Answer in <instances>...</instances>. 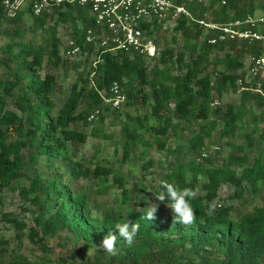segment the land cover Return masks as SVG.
Segmentation results:
<instances>
[{"label":"trees","instance_id":"16d2710c","mask_svg":"<svg viewBox=\"0 0 264 264\" xmlns=\"http://www.w3.org/2000/svg\"><path fill=\"white\" fill-rule=\"evenodd\" d=\"M180 2L192 19L181 17L165 25L155 22L147 27L143 25L157 49L154 57H144L85 43L86 30L94 26L87 5L66 2L34 16L29 2L26 9L7 18L0 0V25L7 22L15 27L0 31L7 37V42L0 46V66L6 65L12 72L0 80V193L23 177L28 159L35 162L36 158L45 157L49 162L66 163L73 179L105 183L109 178L110 184L97 188V192L104 195L116 187L121 192L120 201L127 203L131 190L125 173L98 161L86 165L69 155L71 145L86 143L89 136L112 140V135H106L92 124H104L105 114L115 113L117 118V109L123 105L134 110L147 107V110L141 114L138 110L125 112L119 122L122 141L115 143L114 151L121 150V163L129 161L140 147V168L146 173L154 165L146 149L155 146L165 154V162L174 160L159 179L161 191L160 182L168 181L178 190L193 191L201 186L204 192L189 198L196 223L183 226L173 223L172 213L165 218L156 213L154 220L147 221L143 218V208L125 212L108 208L101 215H92L88 193L72 191L63 172L55 170L45 178L27 176L29 185L21 188L20 195L41 210L34 216V226L3 215L17 230L15 237L20 241L27 229L29 242L45 248L48 237L65 232L64 238L72 237L96 246L88 264H264V200L238 217L231 215L230 205H219L213 215L206 214L209 205L219 199L223 185L233 186L235 196L245 186L253 191L264 188V129L258 127L264 122V111L255 116L248 104L253 100L256 106L264 108V97L249 90L238 91V80L245 79L249 68L244 58L264 55V42L226 40L210 44L208 40L216 36V31H207L196 22L205 15L217 23L243 20L254 16L256 11L263 12L264 0H230L218 7L217 0H205L204 4L196 0ZM25 21L29 22L33 35L39 32L42 42L32 45L23 40L21 25ZM59 25L70 35L68 39L79 45L77 54L65 55L68 39L60 52ZM168 26L181 35L182 50L159 47L157 34L166 31ZM1 53L6 56L2 57ZM69 60L75 77L67 96L57 107L53 98L57 76L51 72L42 74L41 70L45 63L68 67ZM11 63L15 64L14 68ZM210 66H213L211 71ZM113 83L118 84L124 95L118 108L106 101L113 96ZM236 91L239 92L237 104L222 103L226 95ZM10 101L13 108L8 106ZM245 116L249 117V126L244 124ZM78 124L90 126L89 132L76 128ZM214 131L226 139L230 149L220 166L214 165L212 157L218 153L219 146L211 154L207 151V141ZM241 134L244 143H236L234 139ZM177 135L178 139H186L183 148L171 144V138ZM182 153L199 157L182 161ZM203 153L206 156L201 159ZM250 153L254 155L250 157ZM97 155L96 150L92 159L96 160ZM136 189L135 184L133 190ZM126 220L140 224L131 246L115 227ZM109 233L117 236L114 255L100 246ZM0 264L32 262L22 254H11L9 241L0 239ZM52 264L76 262L61 256Z\"/></svg>","mask_w":264,"mask_h":264},{"label":"rangeland","instance_id":"374dc122","mask_svg":"<svg viewBox=\"0 0 264 264\" xmlns=\"http://www.w3.org/2000/svg\"><path fill=\"white\" fill-rule=\"evenodd\" d=\"M26 8V3H23L19 11ZM259 13V11H256L255 15ZM27 20H29V18H27ZM168 27L169 28L166 31L157 34L159 47L166 48L169 46L177 51L182 50L183 40L181 35L172 31V26ZM14 28L13 24L7 22H3L0 25V31H9V29L14 30ZM21 30L24 32L23 40L25 42H29L32 45H37L39 42H42L39 32L34 35L32 34L29 29L28 21H25L21 25ZM57 36L60 40L59 49L60 52H62L70 35L64 28L61 27V25H59L57 28ZM6 42L7 37L4 35L2 36L0 33V46ZM1 55L2 57L6 56L5 53H1ZM248 56L244 58L246 65L248 64ZM71 62L72 60H69L68 67L63 64L56 67L45 63L41 70L42 74L45 72H51L57 76V86L53 96L57 107L62 104L63 100L67 96L70 85L75 77V72L70 67ZM14 65V63L10 64L13 68ZM212 67L213 66H210L208 70L211 71L213 69ZM9 71L10 70H8L6 65H1L0 80H4L10 73H12ZM238 98L239 92L236 91L226 95V97L222 99V103L231 102L233 104H237ZM248 104L252 106L251 111H253L255 116H258L260 111H264V108L256 106L253 100H250ZM8 106L13 108L11 101ZM136 110H138L141 114L147 110V107H136L134 110L129 109L126 105H123L121 108L117 109L119 112L117 118L114 117L115 113H111L109 115L105 114L106 119L104 124L96 122L92 124L94 127L96 126L101 129V131L106 135H112V140H106L102 137L96 138L89 136L86 143L71 145L69 151V155L73 160L82 161L86 165H92L95 161H98L101 164L113 165L114 168H118L121 172L125 173L127 176V186L131 190V196L128 202L123 204L120 201L121 192L116 187L108 190L104 195H100L97 192V188L103 187L104 184H110L111 180L109 178L105 183L94 179H73L71 178L69 167L63 161L56 160L49 162L45 159V157L36 158L35 162L28 159L27 162H25L23 177L14 182L10 188L5 189L2 193H0V239H7L9 241V250L11 251V254H22L23 256H26L32 264H52L54 260H57L61 256L67 257L68 260L74 261L76 264H88V261H91L96 248V246L91 247L84 244L81 240H74L72 237L64 238L65 232H61L58 236L48 237L45 240V248L29 242L26 237L28 231L27 229L23 231L24 236L21 241L20 238L15 237L17 230L14 228L13 224L9 223L3 217V215L5 216L8 214L9 218L15 217L23 220L28 226H34V216L41 212L40 209H37V207L29 204L28 200H24V198L20 195L21 188L29 185V179L27 176L32 177L33 175H39L45 178L46 176H50L55 170L63 172L65 175V181L69 182V188L72 191L88 193L89 206L92 215H101L103 211L108 208L115 211L120 210L122 212L135 208H143L146 210L149 206V202L159 204L157 214L161 218H165L168 214H171V210L166 206L167 200L165 202H159L156 200L155 195L161 192L159 189L160 177L167 172L169 166H171L174 160L170 158L167 163L163 160L165 156L163 152L158 151L155 146L148 147L146 151L148 156L154 160V165L146 173H143L140 168L141 162L138 159V155L141 150L140 147L134 151L130 160L125 164L121 163V150L117 149L118 151H114L115 143L122 141L119 122L124 119L123 116L125 112H134ZM244 119V124L249 126V117L245 116ZM258 127L264 129V122L259 123ZM76 128L86 131L87 133L90 130V126L86 127L81 124L76 125ZM171 134L172 133L170 132L169 135ZM177 134L179 135V133ZM185 134L187 136V131H185ZM178 135L175 138H171V140H173L171 144L172 146L177 145L183 148V146L186 145V139H178ZM225 141L226 139L220 138L218 131H214L213 137L207 141L208 154H211L214 151L215 146H219L220 148L217 154H212L213 163L216 166H220L223 160L226 159V156L230 153V149L225 144ZM234 141L242 144L245 140L241 134V136L239 135L234 139ZM96 150L98 151V155L96 160H93L92 154ZM253 155L254 153H250V157ZM181 156V160L186 161L193 155L190 153H182ZM193 157H199V155H195ZM200 158L203 159V156ZM51 164L53 165L51 166ZM135 184L137 185V189L133 190ZM234 190L235 188L231 185H223L219 191V199L213 203L217 205V207L219 205L232 206L231 215L233 217H238L244 212L251 211L254 207L261 205L264 200V188L262 187L253 191L250 187L245 186L239 196L234 195ZM193 192L195 195L204 194L201 186H198L193 190Z\"/></svg>","mask_w":264,"mask_h":264},{"label":"built area","instance_id":"2783aa9c","mask_svg":"<svg viewBox=\"0 0 264 264\" xmlns=\"http://www.w3.org/2000/svg\"><path fill=\"white\" fill-rule=\"evenodd\" d=\"M204 4L205 0H196ZM230 0H217L216 6H224ZM34 16H39L45 10L68 3L88 6L93 19V28L85 32V43H93L107 51L139 54L144 57H154L157 53L154 42L143 30L150 23L169 24L184 17L192 19V15L180 0H3L4 13L7 18H13L21 9L23 3H29ZM196 22L207 31H216V36L208 42L215 44L226 40L263 41L264 11L243 20L226 23L213 22L205 15ZM79 52V45L73 39H68L66 56ZM248 71L245 79L238 80V91L249 90L264 97V55L248 56ZM113 107L118 108L124 101V95L117 83L111 86ZM214 104H218L217 101ZM96 112V111H95ZM93 117L90 116L89 120ZM218 147H214L217 150ZM202 156H206L204 153Z\"/></svg>","mask_w":264,"mask_h":264},{"label":"clouds","instance_id":"9594fccd","mask_svg":"<svg viewBox=\"0 0 264 264\" xmlns=\"http://www.w3.org/2000/svg\"><path fill=\"white\" fill-rule=\"evenodd\" d=\"M160 186L162 191L156 194V200L159 202H165L166 206L171 210L173 216V223H179L183 226H192L196 223V214L192 205L189 202V198H194L195 193L190 189L178 190L172 183L168 181H161ZM217 205H209L207 215L211 216L214 214ZM159 204L149 202V206L145 210L144 219L147 221L154 220L158 211ZM100 220L102 216L98 217ZM118 229L119 236L126 242L127 245L131 246L135 240L136 235L140 230V224L135 222H129L126 220L123 223L115 224ZM116 241L117 236L109 233L104 236L101 241V247L109 254L116 253Z\"/></svg>","mask_w":264,"mask_h":264}]
</instances>
